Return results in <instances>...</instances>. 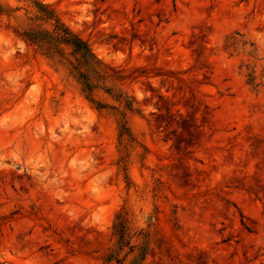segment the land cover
<instances>
[{"label": "rangeland", "instance_id": "obj_1", "mask_svg": "<svg viewBox=\"0 0 264 264\" xmlns=\"http://www.w3.org/2000/svg\"><path fill=\"white\" fill-rule=\"evenodd\" d=\"M0 264H264V0H0Z\"/></svg>", "mask_w": 264, "mask_h": 264}, {"label": "trees", "instance_id": "obj_2", "mask_svg": "<svg viewBox=\"0 0 264 264\" xmlns=\"http://www.w3.org/2000/svg\"><path fill=\"white\" fill-rule=\"evenodd\" d=\"M42 12L45 18L54 20V28L52 32L47 30H29L24 33L26 40L31 44L36 45L39 49H44L46 52H50L53 48H56L60 43H65L74 48V51L79 54L78 61L80 64H85L88 69L91 70L97 78L101 80H107L109 77L120 76L121 71L103 63L92 52L88 43L74 34L67 26H65L59 19L54 17L53 12L46 6H41ZM89 79V76H88ZM88 90L91 91L93 85L88 80ZM120 226V235L123 236L124 225Z\"/></svg>", "mask_w": 264, "mask_h": 264}]
</instances>
